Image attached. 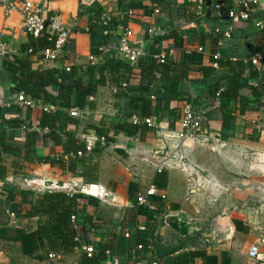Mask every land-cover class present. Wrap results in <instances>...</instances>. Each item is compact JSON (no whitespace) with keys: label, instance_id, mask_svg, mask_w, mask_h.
Wrapping results in <instances>:
<instances>
[{"label":"crops","instance_id":"0c3cea01","mask_svg":"<svg viewBox=\"0 0 264 264\" xmlns=\"http://www.w3.org/2000/svg\"><path fill=\"white\" fill-rule=\"evenodd\" d=\"M34 1L43 5L45 15L60 14L71 35L63 57L45 61L40 49L35 54L24 51L34 37L24 31L21 11L7 14L0 6V129L8 144L0 148V166L5 167L0 171V264H88L85 243L96 251L102 244L111 246L122 264H264V243L258 258L248 255L250 246L264 238L261 215L225 207L211 214L209 207L246 204L241 159L247 148L258 154L264 148V29L258 26L264 12H253L247 21L230 18V0H222V16L209 5L211 0ZM94 2L104 7L106 22L99 24L109 30L100 55L92 52L89 14H79L81 4ZM128 26L144 56L137 67L123 60L129 69L101 72ZM159 34L166 35L160 47L167 62L154 57L153 65L151 46ZM217 52L220 67L215 69ZM257 53L262 72L251 63ZM16 58H29L35 77L41 69L62 73L72 84L70 110L80 107L73 115L76 122L61 131L46 130L41 126L44 110L19 103L16 83L4 64ZM151 64L153 73L148 72ZM237 71L242 72L239 92L222 94L216 104L217 85L227 89ZM123 77L129 80V91L115 92ZM151 80L150 94L142 87ZM168 86L175 97L164 110L157 100ZM55 91L48 85L43 92L51 110L61 108ZM187 102L207 114L208 131L182 139L177 125ZM130 113L152 117L158 127L130 132L123 127L131 122ZM88 141L94 148L77 155L76 145L83 143L85 150ZM215 149L226 164L216 162ZM161 167L166 169L158 172ZM151 183L169 193L166 200L153 199L154 210L136 198ZM70 189L81 199L74 210L52 216L34 208L37 194ZM101 264L110 263L106 259Z\"/></svg>","mask_w":264,"mask_h":264},{"label":"built area","instance_id":"2783aa9c","mask_svg":"<svg viewBox=\"0 0 264 264\" xmlns=\"http://www.w3.org/2000/svg\"><path fill=\"white\" fill-rule=\"evenodd\" d=\"M199 2H203V0H198ZM209 5L217 12L219 16H222L223 9V1L222 0H211ZM0 6L5 8L7 14H10L14 10H20L23 15V29L24 31L34 38H39L45 34H49L48 40L53 42L51 46L39 50V55L43 60L49 62H57L62 57L65 51L68 48L70 42L71 29L64 25L61 20L60 14H50L45 15L43 5L40 2H36L34 0H0ZM160 9L157 7L156 12H159ZM255 11H263L264 12V0H230L229 11L228 14L230 18L240 19L247 21L251 17L252 13ZM127 14H132V10L127 9ZM105 16L103 15L100 23L104 24L106 22ZM258 26L264 29V20L258 22ZM103 36H107L109 34V30L105 27L102 29ZM134 38V29L131 27H125L118 45L115 50V58L118 60H126L129 62L131 66L137 67L139 60L144 56L145 51L142 47L136 45L133 41ZM107 46L103 43L100 46V49L104 51ZM200 49V48H199ZM193 48H187V53H191ZM29 54L37 53L34 48H30L27 51ZM160 63L165 64L167 62L166 54L164 52L157 54L155 56ZM221 57V53L217 52L215 54L214 68L218 69L219 66V58ZM91 60H95V56H90ZM251 63L253 66L259 70L263 71L261 55L259 53L255 54L251 59ZM67 70H71V67H66ZM59 81L63 80V77L59 76ZM130 88V83L127 77H123L118 81L114 86V91L124 90L128 92ZM225 88L221 86L215 92V103L220 104L222 100V94ZM55 94L58 95V91H55ZM18 101L21 105L26 107H39L44 111H50L52 109V105L46 102H43L42 98H35L26 91L22 90L19 92ZM80 107H75L70 110L72 115H76L79 113ZM208 121L207 114L195 108L193 103L187 102L181 108V115L178 120L177 125V133L182 139L192 138L201 133L207 132L206 122ZM131 122L133 124L139 125L141 123H146L150 127L157 128L158 124L152 117L140 118L136 115L131 116ZM44 129L48 130L49 128L45 127ZM94 148L93 143L90 141L87 142L85 150H80L78 152L79 156L85 154V151H91ZM166 168L161 167L158 168V172L164 171ZM77 191L75 189H70L69 193L71 195L75 194ZM169 193L167 190L161 189L156 184L151 183L148 186H145L141 189L137 195V202L141 206H146L150 209H155V204L153 199L158 197L160 200L168 199ZM14 216V214H12ZM76 216L72 215V219H75ZM179 220H183V218H179ZM145 226H140L141 230H144ZM126 237H130V232L125 233ZM264 243V238L260 239L256 243L252 244L249 248L248 255L250 258H258L260 255L261 245ZM140 248H145L143 244H139ZM82 250L84 253L92 257L94 256L96 249L93 245H89L87 243L82 245ZM107 261L110 264H122V260L120 255L113 249L109 248L106 250ZM50 257L55 258L58 257L56 253H51ZM138 264H143L142 262H138ZM152 264H158V261L152 262Z\"/></svg>","mask_w":264,"mask_h":264},{"label":"trees","instance_id":"16d2710c","mask_svg":"<svg viewBox=\"0 0 264 264\" xmlns=\"http://www.w3.org/2000/svg\"><path fill=\"white\" fill-rule=\"evenodd\" d=\"M104 7L100 2H94L90 5L81 4L79 8V14L83 15L88 13L90 17V24L88 28V33L91 36L93 49L92 52L96 55H100L103 53V50L100 49V46L104 43L103 39V31L102 27L99 24L102 16L104 15ZM174 31V30H173ZM173 35L177 36L176 31L172 32ZM186 35V34H185ZM49 34H45L39 38H34L33 44L25 45L24 51H28L30 48H34L35 51L39 49L46 48L51 46L53 42L48 40ZM166 35H154L153 44H152V55L149 60L153 65L156 62L154 59L156 58L155 53L160 54L161 47L160 44L165 38ZM187 36H189L187 34ZM35 54V53H34ZM155 57V58H154ZM157 59V58H156ZM4 64L11 71L13 80L16 83V90L19 93L24 90L35 98H43V92L47 88L48 85L54 86V88L58 91L57 99L59 101V106L61 108L56 110L44 111L41 120V126L43 128L47 127L50 130H63L66 128L67 124L70 122H76L77 119L70 113V108L72 106L71 103V89L72 84H70L67 80L64 79L62 73H59L57 69H41L38 72V75L35 77L32 71V61L28 59L16 58L14 61L5 59ZM151 64V67H152ZM129 69V65L123 60H118L115 57H107L105 63L101 66V72L106 71L107 69L111 71H115L117 69ZM154 66L149 70V73H153ZM63 77L62 81H59V76ZM242 72H233L232 76H230V83L227 89L224 90V95L237 94L242 87L241 82ZM153 81L149 82L147 86L142 87L144 91L152 93L153 90ZM221 87L219 83L217 85V89ZM256 95H260V91L257 89ZM164 97L158 98L157 105L163 107L164 110L169 106L171 101L174 99V95L171 93V89L169 86L166 88V92L164 93ZM44 99V98H43ZM128 116H132L130 113ZM175 121V120H174ZM174 126L173 123H171ZM124 128L128 129L130 132L136 131L138 127L142 128L143 131H149L150 128L146 123H141L139 125L130 123H125L123 125ZM6 132L2 128L0 129V148H5L8 144L6 143ZM84 149V144L79 143L76 145L74 152L78 155L80 150ZM0 171L5 172V167L0 166ZM5 174V173H4ZM2 179H4V175ZM81 202V199L76 195H71L67 191H47L37 194V201L34 205L36 210H39L43 213H50L52 216L55 214H60L63 212L71 211L77 208L78 204ZM111 246L107 244H102L98 251L95 252L94 256L89 257L86 255L88 264H101L102 261L107 259L106 250Z\"/></svg>","mask_w":264,"mask_h":264},{"label":"rangeland","instance_id":"374dc122","mask_svg":"<svg viewBox=\"0 0 264 264\" xmlns=\"http://www.w3.org/2000/svg\"><path fill=\"white\" fill-rule=\"evenodd\" d=\"M217 152V163L224 165L227 160L221 157L222 152L215 149ZM241 159V164L246 166V172L241 174V180H245V192L246 204L232 205V206H209L211 214L220 213L226 211L220 210V208H227L229 210H237L244 212L253 217L256 213L261 215L264 224V148L261 153L255 149L247 148L246 155ZM245 161V162H244ZM261 185V189H259ZM218 208V210H217ZM207 213V214H210Z\"/></svg>","mask_w":264,"mask_h":264}]
</instances>
